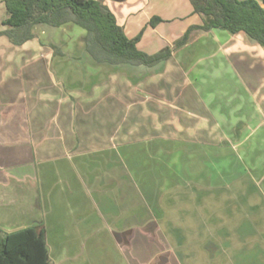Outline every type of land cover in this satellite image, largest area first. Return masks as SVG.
I'll use <instances>...</instances> for the list:
<instances>
[{
  "label": "crops",
  "instance_id": "crops-1",
  "mask_svg": "<svg viewBox=\"0 0 264 264\" xmlns=\"http://www.w3.org/2000/svg\"><path fill=\"white\" fill-rule=\"evenodd\" d=\"M104 2L129 37L143 30L137 46L150 54L174 47L190 26L202 24L190 0ZM6 9V0H0V30ZM156 16L161 21L153 26L150 21ZM5 37L0 36V44H7ZM50 43L37 38L22 45L12 43L23 47L11 54L16 59L31 49L37 55L27 60L36 62L43 57L42 71L51 85L44 97L55 102H0V226L6 231L43 223L47 240L40 188L43 183L53 188L52 181L61 179L70 188L83 185L89 189L95 205L88 218L106 220L110 229L122 224L124 229L136 227L126 231L128 235L147 234V224H131L133 215L141 219L147 214L143 208L149 198L122 150L126 144L146 143V154L164 152L168 142L177 141L188 151L206 144L221 157L237 156L247 175L264 188V125L259 122L264 112L258 103L264 107V49L244 32L195 31L185 45L174 49L170 59L156 67L116 68L95 62L101 70L99 75L91 73L89 87L69 85L65 72L69 63L58 60L61 56L80 58L87 52L55 54ZM54 69L65 80L63 84L53 78ZM69 88L89 91L83 95L73 91V95L67 93ZM51 91L56 92L53 97ZM164 102H171L172 109H164ZM169 126L172 136H165ZM151 142H157L156 146ZM66 160L67 170L53 167ZM41 161L48 162L44 168ZM226 250L219 248L223 254ZM254 260L264 264L258 258L251 264ZM149 263L141 258L124 264ZM209 263L240 264L227 258Z\"/></svg>",
  "mask_w": 264,
  "mask_h": 264
},
{
  "label": "rangeland",
  "instance_id": "rangeland-1",
  "mask_svg": "<svg viewBox=\"0 0 264 264\" xmlns=\"http://www.w3.org/2000/svg\"><path fill=\"white\" fill-rule=\"evenodd\" d=\"M35 32L40 43L51 42L50 47L53 43L68 55L78 56L85 50V30L73 23L61 27L38 25ZM5 40L7 44H0V102H55L44 97L51 85L42 71L43 57L36 62L27 60L37 55L31 49L24 52V58L16 59L11 54L23 47L13 45L7 37ZM58 60L69 63L65 68L67 82L74 87L80 83L81 87H89L91 73L99 75L101 70L87 53ZM26 61L31 63L21 67ZM58 72L53 70V78L63 84L65 80ZM52 91L53 97L56 92ZM73 91L83 95L89 89ZM73 91L67 89L68 94L74 95ZM168 103H163L166 110L172 109ZM258 103L264 112L262 102ZM259 122L264 125L262 115ZM167 131L165 136H172L170 126ZM168 144L159 153L157 147H152L154 154L145 153L149 152L146 143L126 144L122 149L149 198L143 208L147 214L138 220L134 215L131 218L133 226L147 224L148 232L141 236L128 235L136 227L124 229L122 224L110 229L106 220L88 218L95 203L86 186L70 188L61 179L52 181L53 188L41 185L52 264H124L141 258L149 264H212L210 260L226 258L251 264L255 258L264 260V188L247 175L235 155L221 157L215 153L216 148L209 149L206 144L189 151L177 141ZM67 162H57L53 167L67 170ZM40 163L44 168L48 162ZM219 248H226L227 253L219 252Z\"/></svg>",
  "mask_w": 264,
  "mask_h": 264
},
{
  "label": "trees",
  "instance_id": "trees-1",
  "mask_svg": "<svg viewBox=\"0 0 264 264\" xmlns=\"http://www.w3.org/2000/svg\"><path fill=\"white\" fill-rule=\"evenodd\" d=\"M202 24L192 25L174 47L167 46L150 54L137 46L143 30L129 37L104 0H6V17L0 36L15 45L36 37L35 27H61L73 23L85 30L84 49L94 62L108 65L156 67L171 58L174 49L185 45L195 31L226 30L244 32L249 40L264 48V0H190ZM156 16L150 21L155 26ZM54 53L63 50L51 44ZM0 264H52L43 223L14 231L0 226Z\"/></svg>",
  "mask_w": 264,
  "mask_h": 264
}]
</instances>
